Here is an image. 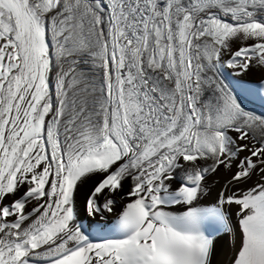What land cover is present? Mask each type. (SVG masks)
Instances as JSON below:
<instances>
[{"label": "snow or ice", "instance_id": "snow-or-ice-1", "mask_svg": "<svg viewBox=\"0 0 264 264\" xmlns=\"http://www.w3.org/2000/svg\"><path fill=\"white\" fill-rule=\"evenodd\" d=\"M247 97L264 0H0V264H264Z\"/></svg>", "mask_w": 264, "mask_h": 264}, {"label": "bare ground", "instance_id": "bare-ground-1", "mask_svg": "<svg viewBox=\"0 0 264 264\" xmlns=\"http://www.w3.org/2000/svg\"><path fill=\"white\" fill-rule=\"evenodd\" d=\"M246 106L250 110H255L256 112H264V104L261 103L259 99H255L252 97H247L244 100ZM218 185L215 189H213V192L211 196L208 198L207 201L204 202V206H210L212 200L215 197V193L218 190ZM86 189H82L81 191V200H83L84 192ZM121 205H117L115 212L119 213L121 211ZM233 215L231 217V222L229 224V232L225 234L224 230H220L219 232H216V237H217V250H216V255H215V264H225V262L231 257L232 252H233V247L237 243V237H238V230L233 231V229L236 226V217L234 215L235 209H232ZM81 216H84L83 209H81ZM108 221H111L114 223L115 221V216L114 215H109ZM87 223V221H84ZM206 229L208 230H213L214 225L211 224V222L207 223L205 225ZM102 235L105 236H111L112 233L111 231H108L106 233H103Z\"/></svg>", "mask_w": 264, "mask_h": 264}]
</instances>
